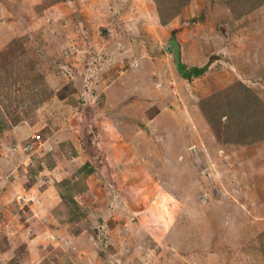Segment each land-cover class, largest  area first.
I'll return each instance as SVG.
<instances>
[{"label":"rangeland","instance_id":"rangeland-1","mask_svg":"<svg viewBox=\"0 0 264 264\" xmlns=\"http://www.w3.org/2000/svg\"><path fill=\"white\" fill-rule=\"evenodd\" d=\"M0 264H264V0H0Z\"/></svg>","mask_w":264,"mask_h":264},{"label":"trees","instance_id":"trees-1","mask_svg":"<svg viewBox=\"0 0 264 264\" xmlns=\"http://www.w3.org/2000/svg\"><path fill=\"white\" fill-rule=\"evenodd\" d=\"M201 73V71H200ZM192 75H196V70L194 69V72L191 73ZM188 78V77H185ZM226 105L225 103L223 105H225V109L227 112H230L233 115H236L238 118L242 119V103L241 100H243V96L240 94L239 91L235 90L233 92H230L226 95ZM202 104H207L205 103V101H203ZM211 106V105H210ZM246 118L251 119L249 117L246 116ZM239 119V120H240Z\"/></svg>","mask_w":264,"mask_h":264},{"label":"water","instance_id":"water-1","mask_svg":"<svg viewBox=\"0 0 264 264\" xmlns=\"http://www.w3.org/2000/svg\"><path fill=\"white\" fill-rule=\"evenodd\" d=\"M166 51L172 53L176 70L181 77H189L190 74L194 72V68L186 69L184 65L180 63L178 46L175 43L174 39H171L170 43L166 46Z\"/></svg>","mask_w":264,"mask_h":264}]
</instances>
